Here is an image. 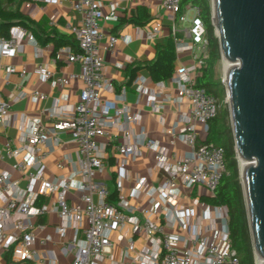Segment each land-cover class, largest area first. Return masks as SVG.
Wrapping results in <instances>:
<instances>
[{
  "label": "built area",
  "instance_id": "built-area-1",
  "mask_svg": "<svg viewBox=\"0 0 264 264\" xmlns=\"http://www.w3.org/2000/svg\"><path fill=\"white\" fill-rule=\"evenodd\" d=\"M36 1L47 5L69 2L82 18L79 25L70 27L78 42L77 51L67 52L68 62L78 63L80 73L55 77L47 66L40 65L35 68V74L53 84H68L70 80L79 78L83 82V89L78 103L68 112L56 111L51 114L52 123H45L42 117H29L20 145L14 146L9 139L0 151V160L11 159V168L21 175L20 179H15L10 171L0 169V264H43L38 251L33 247L36 227L33 220L44 217L49 211L57 213L63 221L57 228L60 234H65L69 225L81 234L78 241H71L64 248H76L72 264H101L103 255L111 251L113 233L127 226L132 227L134 236L143 235L153 245L151 249L144 248L136 254V240L132 236L128 240L127 261L121 264H240L230 239L228 209L225 206H208L202 213L201 223L191 225L185 233H170L167 231L171 225L170 220L166 223L141 220L121 194L123 180L128 175L127 158L140 154L144 146L151 149L155 153L157 167L166 173L165 181L160 186L147 189L146 181L142 180L133 195L146 193L152 196L159 193L164 196L165 201V197L169 196L168 202L175 205L176 214L186 230L193 210L179 207L177 197L181 187H199L207 195H214L226 173L224 148L206 143L197 128L200 125L201 132L207 135L209 122L217 116L220 106L213 93L198 86L201 70L207 65L209 57L206 28L200 10L190 4L182 11L181 0H161L162 7L168 12V20L173 25L171 30L176 54L189 52L193 59L191 64L177 68L171 77L178 86L179 96L190 101L192 112L189 117L182 119L181 125L176 123L168 131L190 147L188 153L174 157V161L170 162L167 150L157 141L142 139L130 128L139 119L138 115L131 114L125 106L120 107L101 98L103 90L113 88L105 74L104 48L101 46L105 34L101 21L118 22L120 17L117 12H105L99 0ZM177 23L186 24L182 36L178 35L180 31ZM161 28L160 22L152 25L148 37H156ZM24 37L35 40L32 33L19 25L11 29L9 37L0 35V58H14ZM118 40V36L109 35L107 49L111 50ZM7 71L19 72L21 77L27 74L25 68L18 71L14 66H9ZM136 82L138 93L149 92L141 78ZM157 86L162 87L163 82L157 83ZM31 95L40 100L48 98L37 90L32 91ZM152 95L156 109H161L162 103L170 99L169 96L162 98L159 92L152 91ZM161 98L162 101L159 100ZM112 109L115 116L110 114ZM11 111L12 104L0 99L1 125L9 122ZM115 124L121 126L123 136L122 141L113 147L118 154V199L111 201V192L106 183L97 180L96 176L106 165L105 145L98 139L107 136V129ZM63 132H69L78 147V166L73 175L51 181L45 177V160L52 151L51 141L57 142L58 135ZM57 167L61 169L63 164L58 163ZM21 181L25 182L24 186ZM72 190L80 193L81 204L68 202ZM53 194L57 196L50 209L39 203L42 197ZM159 207L160 203H156L152 211ZM208 220L211 223L205 227L206 232H202L199 225ZM217 221L222 228L217 226ZM131 254H134L133 257ZM52 264L56 262L53 261Z\"/></svg>",
  "mask_w": 264,
  "mask_h": 264
},
{
  "label": "crops",
  "instance_id": "crops-1",
  "mask_svg": "<svg viewBox=\"0 0 264 264\" xmlns=\"http://www.w3.org/2000/svg\"><path fill=\"white\" fill-rule=\"evenodd\" d=\"M105 12L116 11L120 17L118 22L103 20L101 28L105 34L101 40L103 58L105 60L106 78L112 84V89L101 92L104 101H110L117 106H125L133 115H138L136 123L130 128L142 139H154L158 144L167 150L170 162L174 157H181L190 151V147L176 136L168 133L177 123L182 124L184 117H189L192 112V105L188 99L178 94V86L170 79L163 82L162 87H158L144 67L146 62L156 58L157 46H166L172 35V23L168 20V12L162 7L161 0H99ZM145 8L150 15V22L145 25H136L130 17L137 14L139 8ZM19 10L32 20L30 27L26 28L33 34L35 40L31 41L24 37L22 46L14 58H0V99L12 104L11 117L7 124H0V151H2L7 140H12L14 146L20 145L22 132L28 127L29 117H42L45 123H52L50 117L52 113L61 111L68 112L75 106L80 98L83 89V82L79 78L70 80L68 84H53L51 81H44L35 74V68L42 65L47 66L55 77H68L70 74H79L81 67L78 63H70L67 60V52L77 51V47L64 46L56 50L54 42L43 41L39 36H43L42 30L48 29L57 36L74 35L71 26L79 25L81 15L72 9L69 2H62L57 5H47L36 0H14L12 9ZM42 20L47 23L40 25ZM54 21L52 24L51 22ZM160 22L162 28L160 33L154 37H148V31L155 23ZM186 24L177 23L182 36V31ZM109 35L119 37L116 45L108 50ZM76 38V36L74 35ZM123 38V39H122ZM176 53V52H175ZM193 62L189 52L176 54V69L182 65H189ZM9 66H14L18 71L27 70V74L21 77L19 72L9 73ZM134 78L131 79L132 70L135 69ZM175 69V71H176ZM141 78L144 86L149 88L147 94H140L137 91V79ZM37 90L48 96L47 99L40 100L32 97V91ZM152 91L161 93V97L169 96V101L162 103L161 109L154 107ZM162 98L159 99L162 101ZM156 99V98H155ZM157 100V101H159ZM110 114L115 116L112 109ZM24 117V118H23ZM198 130L200 125H197ZM178 130V129H177ZM176 130V131H177ZM108 135L99 139L105 145V167L98 172L96 179L106 183L111 194L116 191L117 153L114 146L122 141L123 129L119 124H115L107 129ZM200 137L204 135L201 131ZM52 151L46 158L45 177L51 181L58 177H68L73 175L77 169L76 143L71 139L69 132L58 135V141H51ZM11 159L0 160V169L11 172L13 178L20 179L21 175L11 168ZM58 163L63 164V168L57 167ZM127 177L123 180L121 194L135 210V214L141 219H150L160 223L171 221L167 231L170 233H185L191 225L200 222L202 213L207 207L213 206L201 200L207 195L201 188L192 189L181 187L177 197L179 207L193 210V215L189 217L187 229L181 225L180 217L176 214V207L168 202L169 196L165 198L159 193L152 196L142 193L134 196L133 192L142 180H145L147 189L160 186L164 183L166 173L156 165L155 153L147 147H142L141 153L127 158ZM22 186L24 181L20 182ZM117 192V191H116ZM110 194V195H111ZM56 194L49 197H42L40 204L46 205L49 209L55 201ZM70 204H81V195L72 190L68 196ZM160 203L156 211H152L153 206ZM187 220V219H186ZM34 249L39 253L43 264H72L76 248L64 249L71 241H78L81 234L77 233L72 225H69L65 234H60L57 228L63 224L59 215L49 211L44 217L33 220ZM201 223V222H200ZM211 221H204L199 225L202 232H206L205 227ZM217 226L222 228L217 221ZM210 235V234H208ZM133 235L132 227L113 233L112 248L110 253L104 254L101 264H121L127 261L128 240ZM136 254L142 249H151L152 242L143 235H135ZM134 254H131L133 257Z\"/></svg>",
  "mask_w": 264,
  "mask_h": 264
},
{
  "label": "water",
  "instance_id": "water-1",
  "mask_svg": "<svg viewBox=\"0 0 264 264\" xmlns=\"http://www.w3.org/2000/svg\"><path fill=\"white\" fill-rule=\"evenodd\" d=\"M255 260L264 259V0H211Z\"/></svg>",
  "mask_w": 264,
  "mask_h": 264
},
{
  "label": "trees",
  "instance_id": "trees-1",
  "mask_svg": "<svg viewBox=\"0 0 264 264\" xmlns=\"http://www.w3.org/2000/svg\"><path fill=\"white\" fill-rule=\"evenodd\" d=\"M196 6L200 10L201 18L206 28V39L208 40V61L202 68L198 80V86L213 93L219 100L220 106L217 116L209 122V132L206 143H214L225 150L226 173L223 175L214 195H205L201 200L208 205L228 209V228L232 246L239 258L240 264H255V253L252 235L248 220L247 206L244 197L243 185L240 181L239 162L235 150V141L232 127L229 122V110L221 109V101L225 97V86L215 76V69L222 59L220 42L216 35L215 26L212 23V7L210 0H181L182 11L188 5ZM14 0H0V35L10 36V31L15 26L30 27L32 20L24 15L19 8L12 9ZM130 20L136 25H145L150 22V15L145 8H139L136 15ZM47 23L42 20L40 25ZM40 40L53 41L56 50L64 47H77V39L74 35L57 36L51 30L43 29ZM176 53L174 38H170L166 46H157L156 58L146 62L144 67L148 70L154 82L170 79L176 69ZM132 70L131 79L134 78ZM109 199L116 201L117 192H113Z\"/></svg>",
  "mask_w": 264,
  "mask_h": 264
},
{
  "label": "rangeland",
  "instance_id": "rangeland-1",
  "mask_svg": "<svg viewBox=\"0 0 264 264\" xmlns=\"http://www.w3.org/2000/svg\"><path fill=\"white\" fill-rule=\"evenodd\" d=\"M211 1V0H210ZM215 76L218 80H220L223 85L225 86V97L224 99L221 101V109H228L229 110V104H228V98H227V92H226V85H225V67H224V61L223 59H221V61L219 62V64L217 65L216 69H215ZM229 115H230V111H229ZM229 122H230V125H231V118L229 116ZM199 131H201V126H200V129ZM204 135V138L203 140H206V137L207 135L206 134H203ZM99 140V139H98ZM239 162V161H238ZM241 164L239 162V174H240V181L242 183V179H241ZM255 264L256 263V260H255Z\"/></svg>",
  "mask_w": 264,
  "mask_h": 264
},
{
  "label": "bare ground",
  "instance_id": "bare-ground-1",
  "mask_svg": "<svg viewBox=\"0 0 264 264\" xmlns=\"http://www.w3.org/2000/svg\"><path fill=\"white\" fill-rule=\"evenodd\" d=\"M230 66H231V63H230V62L227 63L226 61H224L225 76H226L227 67H230ZM240 164H241V168L244 169V166L247 165V162L240 161ZM256 263H257V264H264V259L261 258V257H257Z\"/></svg>",
  "mask_w": 264,
  "mask_h": 264
}]
</instances>
